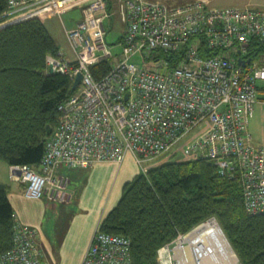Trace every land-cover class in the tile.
I'll list each match as a JSON object with an SVG mask.
<instances>
[{"label": "built area", "instance_id": "2783aa9c", "mask_svg": "<svg viewBox=\"0 0 264 264\" xmlns=\"http://www.w3.org/2000/svg\"><path fill=\"white\" fill-rule=\"evenodd\" d=\"M212 1L8 0L0 25L62 17L75 8L82 12L73 27L64 25L75 58L59 50L46 59L48 71L67 74L73 82L82 73L77 92L58 106L59 122L40 168L10 165L27 198L69 202V178L58 175L59 167L122 164L130 154L146 170L145 163L202 126L185 152L213 160L222 175L238 174L246 210L264 212V144H252L249 132L264 81V55L247 57L252 40L264 42V7L219 8ZM113 4L125 24L122 57L115 60L105 25L113 18ZM200 39L213 54L200 53ZM136 55L141 64L132 61ZM108 58L111 69L95 78L91 66ZM203 223L160 248L159 264H193L187 237ZM14 230V246L0 254V264H44L38 228L17 221ZM82 264H131V241L98 227Z\"/></svg>", "mask_w": 264, "mask_h": 264}, {"label": "trees", "instance_id": "16d2710c", "mask_svg": "<svg viewBox=\"0 0 264 264\" xmlns=\"http://www.w3.org/2000/svg\"><path fill=\"white\" fill-rule=\"evenodd\" d=\"M7 2L0 0V23ZM200 41V53H214ZM59 50L39 18L0 28V161L9 166L40 168L46 141L59 122L58 106L77 92L69 75L48 71L47 56ZM261 55L264 42L252 40L247 57ZM112 61L92 65L95 78L104 76ZM237 176L222 175L204 157L141 168L123 185L100 229L130 239L131 264H159L160 248L214 217L242 264H264V212L246 210ZM17 221L7 186L0 183V254L13 248Z\"/></svg>", "mask_w": 264, "mask_h": 264}, {"label": "crops", "instance_id": "0c3cea01", "mask_svg": "<svg viewBox=\"0 0 264 264\" xmlns=\"http://www.w3.org/2000/svg\"><path fill=\"white\" fill-rule=\"evenodd\" d=\"M81 16L73 22L72 26L81 19ZM56 42L60 50L69 57L70 54L66 52L62 44ZM70 52H73L72 49ZM260 86L259 102L255 105L256 109L249 124L251 142L255 145L264 144V130L261 129L264 118V81L260 82ZM4 168L5 166L0 164V183L7 186L8 196L17 219L28 227L38 228L35 239L40 250V260L44 264H82L94 231L100 227L101 221L117 204L123 185L141 170L130 154L122 164L97 163L89 168L86 178L76 183L72 190L70 187L72 179L64 170L69 168L61 166L57 173L69 178L67 188L71 198L66 205L71 204V207L68 210L59 211L58 206H63L60 205L61 202L56 204L46 198H27L25 184L13 179ZM72 208L74 210H71ZM53 218L54 224H52Z\"/></svg>", "mask_w": 264, "mask_h": 264}, {"label": "rangeland", "instance_id": "374dc122", "mask_svg": "<svg viewBox=\"0 0 264 264\" xmlns=\"http://www.w3.org/2000/svg\"><path fill=\"white\" fill-rule=\"evenodd\" d=\"M167 2L168 4H176L179 3L177 2L178 0H163ZM181 1V0H179ZM212 6L219 7V8H224V7H229V6H254V7H264V0H213L211 3ZM111 11L113 13V18L108 17L105 20V25L108 30L107 34V39L110 44V47L112 48L114 57L112 59L115 60V57L121 58L122 57V37H123V30L125 27L124 22H122L119 10L117 9V6L113 4L111 6ZM81 10L78 8L72 9L71 11L64 13L62 17L56 16V15H45L43 16L42 20L47 26L48 30L51 32V34L54 36L56 41L60 42L62 44V47L67 50L66 52L69 53L70 58H75L74 54H71L73 52H70V46L69 42L66 36L65 32V26L67 28L73 27L72 24L75 22L81 15ZM7 24H1V27L6 26ZM65 25V26H64ZM264 62V58L262 59ZM132 61L141 64L142 63V58L140 55H136L133 57ZM256 109V107H255ZM261 117V116H260ZM262 119V118H261ZM202 126H199L198 128L194 129L190 133H188L184 139H182L177 145H175L170 151L162 154L161 156L157 157V159L153 161H149L145 163L146 170H148L149 167L161 164L165 161L168 160H187L190 158H194L195 154L190 153L187 154L185 152V149L191 144V142L199 135L200 129ZM263 128L264 130V118L262 119V125L261 129ZM1 165H4L5 168L4 170L8 171L10 174V166L6 164L3 161H0ZM74 169V170H72ZM67 171L72 179V182L70 184L71 189L73 190L76 183L78 184L86 175H88L89 168H83V167H78V168H69V169H64ZM84 181V180H83ZM83 184V182H81ZM80 183V184H81ZM81 184V185H82ZM80 187V186H79ZM119 201V200H118ZM117 201V202H118ZM56 204H59V202H53ZM61 206L59 207V211L61 209H70L71 204L66 203H60ZM115 207V206H114ZM71 210H74L73 208ZM216 219V218H215ZM52 224H54V218L52 219ZM240 261V260H239ZM241 263V262H240Z\"/></svg>", "mask_w": 264, "mask_h": 264}, {"label": "bare ground", "instance_id": "6f19581e", "mask_svg": "<svg viewBox=\"0 0 264 264\" xmlns=\"http://www.w3.org/2000/svg\"><path fill=\"white\" fill-rule=\"evenodd\" d=\"M187 240L190 243L189 259L193 264H238L214 219L197 227Z\"/></svg>", "mask_w": 264, "mask_h": 264}, {"label": "water", "instance_id": "95a60500", "mask_svg": "<svg viewBox=\"0 0 264 264\" xmlns=\"http://www.w3.org/2000/svg\"><path fill=\"white\" fill-rule=\"evenodd\" d=\"M239 63L242 64V65H245V64H246V61H244V60H242V59H239ZM82 77H83V75H82L81 72L77 74V76H76V78H75V80H74V83H73V90H76L77 87L80 85ZM126 98H128V94L126 95ZM215 221H216V223L218 224V226H219V230H220V232L222 233V235L224 236L225 241L227 242L229 248L235 253L236 258L238 259V256H237L236 252L234 251V249H233V247H232L230 241L228 240L226 234L224 233L222 227L220 226V224L218 223V221H217L216 219H215Z\"/></svg>", "mask_w": 264, "mask_h": 264}]
</instances>
